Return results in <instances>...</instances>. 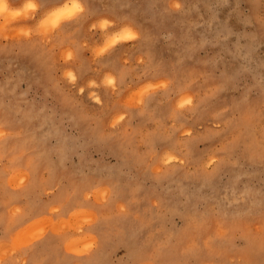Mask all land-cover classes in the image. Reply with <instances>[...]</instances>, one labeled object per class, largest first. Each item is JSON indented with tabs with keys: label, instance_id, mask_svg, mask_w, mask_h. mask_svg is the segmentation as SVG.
I'll return each instance as SVG.
<instances>
[{
	"label": "clouds",
	"instance_id": "9594fccd",
	"mask_svg": "<svg viewBox=\"0 0 264 264\" xmlns=\"http://www.w3.org/2000/svg\"><path fill=\"white\" fill-rule=\"evenodd\" d=\"M0 264H264V0H0Z\"/></svg>",
	"mask_w": 264,
	"mask_h": 264
},
{
	"label": "rangeland",
	"instance_id": "374dc122",
	"mask_svg": "<svg viewBox=\"0 0 264 264\" xmlns=\"http://www.w3.org/2000/svg\"><path fill=\"white\" fill-rule=\"evenodd\" d=\"M53 224L54 222L49 216H40L27 226L26 232L31 238L42 237L48 229L53 227ZM72 243L76 244L77 242L73 241ZM74 250L80 251L79 248H74Z\"/></svg>",
	"mask_w": 264,
	"mask_h": 264
}]
</instances>
